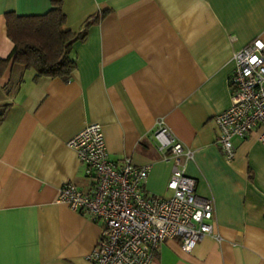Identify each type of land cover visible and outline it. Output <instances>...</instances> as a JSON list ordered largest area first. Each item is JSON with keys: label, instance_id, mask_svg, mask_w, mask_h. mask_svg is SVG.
<instances>
[{"label": "crops", "instance_id": "1", "mask_svg": "<svg viewBox=\"0 0 264 264\" xmlns=\"http://www.w3.org/2000/svg\"><path fill=\"white\" fill-rule=\"evenodd\" d=\"M52 0H0V59L14 44L5 15H43ZM72 47L68 82L11 64L0 79V264H93L105 226L58 202L68 183L90 193L68 141L103 128L109 157L151 166L146 194L169 198L173 162L155 139L163 122L193 151L185 173L215 204L216 237L192 253L167 240L152 264H264V147L260 127L228 162L215 117L232 105L234 55L264 43V0H63Z\"/></svg>", "mask_w": 264, "mask_h": 264}, {"label": "built area", "instance_id": "2", "mask_svg": "<svg viewBox=\"0 0 264 264\" xmlns=\"http://www.w3.org/2000/svg\"><path fill=\"white\" fill-rule=\"evenodd\" d=\"M233 62L229 83L232 105L215 117L218 143L228 162L237 155L235 140L246 138L259 127V142L264 147V43L252 42L234 55ZM154 137L164 160L174 164L169 198L146 194L144 184L151 166L110 159L100 124L87 126L67 143L95 186L84 193L68 183L60 189L58 202L104 224L103 237L89 257L93 264H152L167 240H180L183 251L192 253L205 237H219L214 231V202L200 199L197 181L185 173L193 151L163 122L158 123Z\"/></svg>", "mask_w": 264, "mask_h": 264}, {"label": "trees", "instance_id": "3", "mask_svg": "<svg viewBox=\"0 0 264 264\" xmlns=\"http://www.w3.org/2000/svg\"><path fill=\"white\" fill-rule=\"evenodd\" d=\"M8 38L14 48L10 56L0 59V79L11 64L33 70L35 78H59L68 82L77 68L70 54L72 47L83 41L87 28L100 17L87 23L80 33L66 28L67 17L63 0H52V8L43 15L21 16L15 12L6 15Z\"/></svg>", "mask_w": 264, "mask_h": 264}]
</instances>
